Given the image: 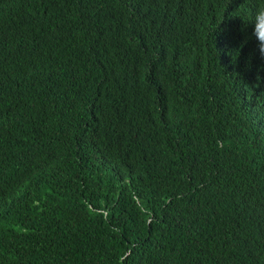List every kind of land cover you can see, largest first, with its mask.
Wrapping results in <instances>:
<instances>
[{
  "label": "trees",
  "instance_id": "16d2710c",
  "mask_svg": "<svg viewBox=\"0 0 264 264\" xmlns=\"http://www.w3.org/2000/svg\"><path fill=\"white\" fill-rule=\"evenodd\" d=\"M0 264H264V0H0Z\"/></svg>",
  "mask_w": 264,
  "mask_h": 264
}]
</instances>
